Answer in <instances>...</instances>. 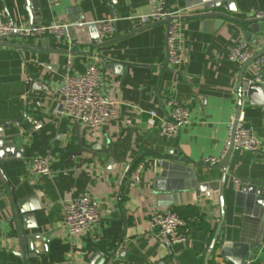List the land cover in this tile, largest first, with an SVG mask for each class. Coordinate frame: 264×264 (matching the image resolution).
<instances>
[{"label":"crops","instance_id":"1","mask_svg":"<svg viewBox=\"0 0 264 264\" xmlns=\"http://www.w3.org/2000/svg\"><path fill=\"white\" fill-rule=\"evenodd\" d=\"M192 1L167 0L170 11L183 14L178 67L169 62L167 24L139 25L138 18L150 13L148 0H39L42 15L34 16L38 13L30 10L33 25H73L84 19L90 25L88 43L77 47L72 30L68 39L60 41L52 37L0 41V122L18 121L4 131L11 154L0 160V264H97L103 258L115 264H205L220 222L218 196L198 195L190 178L177 179L174 184L157 179L166 158L183 160L199 182L220 179L218 165L207 166L204 161L220 158L229 139L243 64L228 58L244 41L245 31L237 22L203 31L200 21L190 18ZM25 4L26 0H0L1 19L30 26ZM232 5L235 12L229 14L238 19L264 12V0H233ZM108 20H115V33L100 40L98 25ZM249 50L253 56L263 52L264 35ZM70 58L77 75L94 64L102 74L103 92L119 104L117 117L97 132L55 112ZM256 73L250 66L242 75L240 114L263 148L255 153H232L219 247L255 237L258 245L249 258L264 264V236L254 222L245 221L244 210L236 206L231 191L232 176H264V80H257ZM30 77L45 85L42 90L27 86ZM250 86L257 89L249 96ZM172 99L191 110L190 124L175 137L163 139L159 126L168 118L166 103ZM151 111L157 114L154 126L148 124ZM76 124L83 134V149L110 145L116 163L110 167V156L102 150L93 155L82 152L78 157ZM38 157L52 159L49 177H38L31 170V160ZM138 165L144 166L138 182L123 175L125 168L133 171ZM85 193L99 202L102 219L68 240L62 227L64 205ZM19 204L24 214L17 217ZM179 208L189 209L184 211L191 220L187 242L165 248L151 228V215ZM34 234H48L50 241L39 242L29 251L27 238ZM218 253L219 249L209 264H224Z\"/></svg>","mask_w":264,"mask_h":264},{"label":"built area","instance_id":"2","mask_svg":"<svg viewBox=\"0 0 264 264\" xmlns=\"http://www.w3.org/2000/svg\"><path fill=\"white\" fill-rule=\"evenodd\" d=\"M150 13L139 17L141 27L158 23H166L172 18L167 27L166 46L169 62L178 67L182 62V54L178 48L180 38L179 19L181 12H172L168 9L167 0H148ZM254 18L264 19V12L257 13ZM115 20H108L99 24V39L106 40L115 33ZM81 26V24L77 25ZM73 25L63 23H50L46 25L17 26L12 22H4L0 17V41L4 38H18L23 40L52 37L65 40L70 37ZM253 57L249 45L245 41L239 42L231 51L229 61L244 64ZM256 74H264V57L253 63ZM102 74L94 65L89 64L84 74L77 75L73 71V62H67L66 74L59 87L61 101L55 112L61 117H69L84 127L97 132L108 121L118 115L119 104L116 100L105 94L101 88ZM169 110L168 118L159 126V135L163 139H171L177 135L180 128L190 124L191 110L175 99L166 103ZM156 112H150L149 126L155 125ZM235 123L233 118L229 123V139L220 158H209L204 161L207 166H217L226 156L233 134V150H242L255 153L263 148V142L248 127L245 118L240 114ZM40 129L41 126L36 127ZM50 157H38L30 162L31 170L38 177H49L51 174ZM144 166L138 165L135 170L125 168L123 175L133 182H138ZM237 183V181L235 182ZM63 230L68 240L91 230L102 219L101 206L98 201L85 193L80 198L67 202L64 205ZM187 223L172 210L156 212L151 215V228L159 236L160 243L165 248L175 244L187 242ZM254 260L248 258L245 264H253ZM106 264H115L108 261Z\"/></svg>","mask_w":264,"mask_h":264},{"label":"water","instance_id":"3","mask_svg":"<svg viewBox=\"0 0 264 264\" xmlns=\"http://www.w3.org/2000/svg\"><path fill=\"white\" fill-rule=\"evenodd\" d=\"M233 0H193L191 3L190 11L194 14L190 16L193 20L200 21L201 29L206 32H213L221 28L226 22H237L244 26V41L250 45L257 46L260 41L261 35H264V19L251 18L247 20L238 19L229 13L235 12V9L232 5ZM26 9L29 12L30 16V26H33V15H31V9H33L37 16H41V6L39 0H26ZM172 22V18L167 19V27ZM78 24H73L72 31L75 34L78 44H87L88 41L86 32L90 25H88L84 19ZM261 34V35H260ZM98 38V36H97ZM4 38L3 40H6ZM95 42L99 40L94 39ZM79 42V43H78ZM264 56V51L254 55L246 63L243 64L241 69V74L239 77V83L237 88L238 95V106L235 115V123L239 118L241 113L242 99H243V87H242V75L243 73L253 65V63ZM257 80H264V74L260 73L256 75ZM35 84L38 87H35ZM41 85V86H40ZM28 87L32 89L42 90L40 87L45 85L42 84L40 80H35L33 78L28 79ZM257 86H250L248 95L250 96L253 91H255ZM20 121V120H19ZM18 121H3L0 122V160H4L6 156L11 154V148L5 145L4 140V131L5 129L12 125L17 124ZM76 130L78 132L77 136L79 139L80 153L77 154L80 157L82 152H88L93 155L96 150H102L105 154L110 156L109 166L111 167L115 164L112 147L110 145H95L90 150H85L82 147V132L78 124H76ZM234 134V128H233ZM233 134L231 137V143L229 150L224 157V159L218 165V168L221 169L222 173L219 180H205L204 182H199L198 178L194 174L193 170L182 164L183 160H169L163 159L160 163V169L162 170L160 178L158 181H169L171 184L176 183L177 179L187 178L192 179V186L198 191V195L204 194L210 196L211 193H215L219 198L220 204V222L218 224L215 235L210 244L209 250L206 255L205 264H209L210 257L219 249L218 256L222 259L224 264H245V261L249 258V255L257 248V238L255 239H245L241 238L237 242L224 243L219 247L221 231L225 221L226 211H225V195H226V180H227V171L230 162V158L233 153ZM234 179L235 185L232 187L231 191L234 193L236 206L244 210V219L245 221H252L256 224L257 231L261 232L264 236V176L260 179H241L236 176H232ZM24 214L23 207L19 204V210L16 212V216L20 217ZM48 234H34L27 238L28 250L31 251L37 243L45 241L46 243L50 241ZM105 258H103L97 264H106ZM89 264H95L91 261Z\"/></svg>","mask_w":264,"mask_h":264},{"label":"trees","instance_id":"4","mask_svg":"<svg viewBox=\"0 0 264 264\" xmlns=\"http://www.w3.org/2000/svg\"><path fill=\"white\" fill-rule=\"evenodd\" d=\"M185 210L187 211L189 209H187V208H179V209L173 210V212H175L183 220L185 219V221L187 223V226H188V224L191 222V220L188 217H186V215L184 213ZM195 215L197 216L198 214H194L193 216H195ZM186 229H187V227H186ZM210 264H217V263H215L214 261H210ZM253 264H259V263L254 262Z\"/></svg>","mask_w":264,"mask_h":264}]
</instances>
